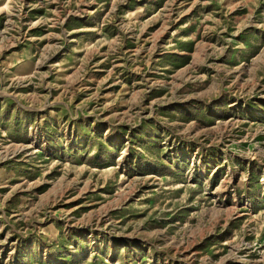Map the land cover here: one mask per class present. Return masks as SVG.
I'll return each instance as SVG.
<instances>
[{
  "label": "rangeland",
  "instance_id": "rangeland-1",
  "mask_svg": "<svg viewBox=\"0 0 264 264\" xmlns=\"http://www.w3.org/2000/svg\"><path fill=\"white\" fill-rule=\"evenodd\" d=\"M0 264H264V0H0Z\"/></svg>",
  "mask_w": 264,
  "mask_h": 264
}]
</instances>
